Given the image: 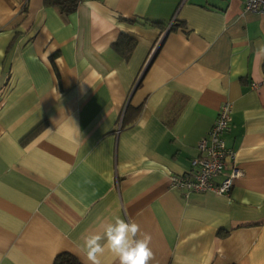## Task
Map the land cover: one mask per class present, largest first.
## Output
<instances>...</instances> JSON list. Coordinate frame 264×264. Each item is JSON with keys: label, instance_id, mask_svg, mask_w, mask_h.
Returning a JSON list of instances; mask_svg holds the SVG:
<instances>
[{"label": "crops", "instance_id": "obj_1", "mask_svg": "<svg viewBox=\"0 0 264 264\" xmlns=\"http://www.w3.org/2000/svg\"><path fill=\"white\" fill-rule=\"evenodd\" d=\"M224 101L242 174L228 195L171 187ZM116 217L151 236L150 264H264V13L0 0V264H88L83 237Z\"/></svg>", "mask_w": 264, "mask_h": 264}, {"label": "built area", "instance_id": "obj_2", "mask_svg": "<svg viewBox=\"0 0 264 264\" xmlns=\"http://www.w3.org/2000/svg\"><path fill=\"white\" fill-rule=\"evenodd\" d=\"M243 11L264 13V0H242ZM231 106L224 101L206 135L197 142L198 156L191 159V168L180 174L169 175V185L186 192H212L228 195L234 177L242 170L235 164L225 171V157L233 154L225 146L223 134L230 123ZM220 177L215 181V177Z\"/></svg>", "mask_w": 264, "mask_h": 264}, {"label": "clouds", "instance_id": "obj_3", "mask_svg": "<svg viewBox=\"0 0 264 264\" xmlns=\"http://www.w3.org/2000/svg\"><path fill=\"white\" fill-rule=\"evenodd\" d=\"M140 225L116 217L114 222L103 225V232L83 237V251L88 264H103L106 253L119 264H150L153 258L149 247L151 236L147 233L139 237Z\"/></svg>", "mask_w": 264, "mask_h": 264}, {"label": "trees", "instance_id": "obj_4", "mask_svg": "<svg viewBox=\"0 0 264 264\" xmlns=\"http://www.w3.org/2000/svg\"><path fill=\"white\" fill-rule=\"evenodd\" d=\"M45 1L58 6L61 10L65 12H70L76 8L80 0H45ZM125 38L126 37L124 35H121L118 38V41H116V46L122 45L126 49L128 48L130 50L133 46L132 39L130 37H127V39ZM53 264H80V263L72 255L68 253H62L56 256Z\"/></svg>", "mask_w": 264, "mask_h": 264}]
</instances>
